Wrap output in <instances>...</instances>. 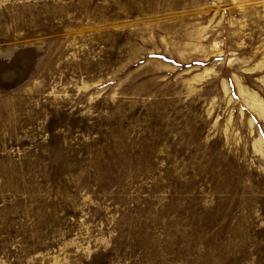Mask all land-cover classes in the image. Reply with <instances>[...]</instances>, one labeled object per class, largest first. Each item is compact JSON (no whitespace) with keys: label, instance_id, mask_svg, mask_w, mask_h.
<instances>
[{"label":"rangeland","instance_id":"rangeland-1","mask_svg":"<svg viewBox=\"0 0 264 264\" xmlns=\"http://www.w3.org/2000/svg\"><path fill=\"white\" fill-rule=\"evenodd\" d=\"M0 264H264V0H0Z\"/></svg>","mask_w":264,"mask_h":264}]
</instances>
